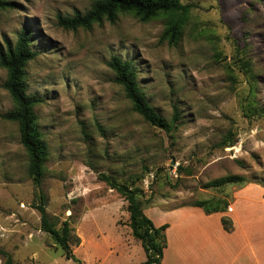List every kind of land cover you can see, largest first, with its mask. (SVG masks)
Segmentation results:
<instances>
[{"label": "rangeland", "instance_id": "rangeland-1", "mask_svg": "<svg viewBox=\"0 0 264 264\" xmlns=\"http://www.w3.org/2000/svg\"><path fill=\"white\" fill-rule=\"evenodd\" d=\"M180 1L190 12L176 43L161 37L163 16L142 21L122 13L90 28L61 25L92 0H12L0 9V47L13 44L21 28L31 32L35 53L25 67V87L43 99L34 108L46 145L40 189L47 213L58 225L67 219L79 237L72 246L79 264L145 259L127 225L126 200L99 173L137 187L143 211L195 202H226V209L235 188L263 184L264 0ZM113 55L132 61L149 105L174 120L171 130L132 109L108 65ZM5 78L0 66V223L8 224L0 227V246L15 245V264H77L45 232L29 245L36 263L23 258L29 250L19 237L26 233L14 224L39 217L32 206L37 189L17 124L1 116L13 107ZM225 175L244 180L210 184ZM240 193L245 206L238 204L237 212L252 213L264 226L263 187Z\"/></svg>", "mask_w": 264, "mask_h": 264}, {"label": "trees", "instance_id": "trees-1", "mask_svg": "<svg viewBox=\"0 0 264 264\" xmlns=\"http://www.w3.org/2000/svg\"><path fill=\"white\" fill-rule=\"evenodd\" d=\"M12 5V0H0V9L10 8ZM189 12L190 5L183 4L180 0H92V4L86 11H76L73 16L61 19L60 23L67 29L75 30L78 27L90 28L93 23H100L103 20L113 22L122 13H131L142 21L155 16H163L165 22L161 37H167L170 43H176L182 27L188 19ZM30 34L28 27L21 28L17 32L13 44L6 40L5 49L0 47V66L6 70L3 86L13 103V107L1 116L17 124L19 142L27 155V173L37 189V202L32 206L39 213V229L53 239L54 244L61 249L65 258L72 259L79 264V259L75 257L72 250L73 245L79 244V237L74 233V229L67 219L62 220L58 225L55 217L47 213L46 198L40 189L46 145L34 110L35 106L43 99L37 94L26 92L25 87V67L35 53L29 48ZM108 65L114 71V81L122 86L135 112L148 123L163 127L167 131L174 127V120L167 122L147 102L137 84L136 70L132 61L113 55L108 61ZM98 177L115 189L127 202V225L130 228V234L140 242L145 252V259L139 264H159L166 246L165 229L167 224L155 226L144 213L140 190L137 187L119 183L110 175L103 173H99ZM242 180L244 179L240 175H225L211 181L210 184L221 185ZM261 181L263 183L261 185L264 187V180L261 179ZM225 204L226 202L221 206L214 204L208 207L204 202H195L186 205L200 206L205 212L210 213L224 211ZM221 221L224 229L229 231L231 229L230 220L227 217H222ZM0 260V264H15L11 253L2 246H0Z\"/></svg>", "mask_w": 264, "mask_h": 264}, {"label": "crops", "instance_id": "crops-1", "mask_svg": "<svg viewBox=\"0 0 264 264\" xmlns=\"http://www.w3.org/2000/svg\"><path fill=\"white\" fill-rule=\"evenodd\" d=\"M251 185L261 184L248 182L244 185L245 188L241 186L239 191L235 188L233 198L224 211L207 213L200 206L186 204L170 208L154 204L144 208V213L155 226L167 224L166 246L159 264H264V226L258 222L260 219L257 221L252 219V213L240 216L237 212L239 205L245 206L240 192ZM222 217L230 220L229 231L224 229ZM15 218L11 217L10 220ZM21 223L14 224V228H21L26 233L24 239L19 237L20 240H24L25 250H29L28 253L23 254V258L36 263L38 254L35 249L30 250L29 245L32 244L35 235L43 233L39 229V217H36L35 221L27 220ZM7 225L0 223L2 228ZM6 232L9 231H4V234L8 235ZM1 243L2 241L0 245H3ZM124 243L127 250L131 249L132 245L128 238ZM4 249L11 253L16 263L15 245L12 244Z\"/></svg>", "mask_w": 264, "mask_h": 264}]
</instances>
